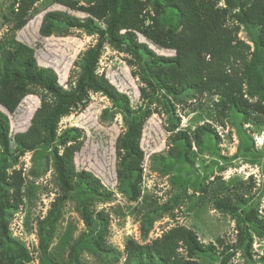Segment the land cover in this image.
Instances as JSON below:
<instances>
[{"label": "rangeland", "instance_id": "rangeland-1", "mask_svg": "<svg viewBox=\"0 0 264 264\" xmlns=\"http://www.w3.org/2000/svg\"><path fill=\"white\" fill-rule=\"evenodd\" d=\"M144 1L148 3L145 10L153 13L152 0ZM78 2L87 5L86 0ZM21 4L22 0H0V46L13 47L19 42L29 45L38 65L52 68L58 84L69 88L80 72L81 56L101 37L96 30L84 28H69L64 34L67 28L62 24L56 33L42 36L39 28L49 11H64L79 19L89 14L54 0H34L30 18L22 28L13 30L11 12ZM218 4L224 6V0H218ZM176 13L175 9L166 8L160 20L171 26L177 20ZM93 21L96 28L106 29L103 21ZM126 31L121 28L119 33ZM135 36L158 56L175 55L174 49L161 47L142 33L135 32ZM238 36L249 41L242 27ZM96 73L104 74L119 92L127 95L131 109H156L144 122L139 138L143 159L138 198L129 199L128 182L120 183L116 173L115 143L134 115L130 117L107 96L90 92L89 102L82 110L59 120L54 145L17 156L14 135L29 127L41 97L26 95L13 112L0 105L9 119L10 150L15 155L0 154V167L5 165L8 173L21 170L24 178L22 204L11 213L8 222L9 235L19 240L29 255L24 264H123L129 239L151 243L176 225L193 230L204 244L215 245V252H198L193 256L198 264H217L225 245L232 252L226 264H264V236L257 234L256 226H247L251 236L247 246L239 236L242 223L238 225L235 216L213 207L215 199L241 193L251 197L258 217L264 219V115L250 111L245 119L241 112L231 108L221 118L223 98L213 92L186 91L175 96L162 90L152 92L142 78L148 75L141 61L124 44L117 47L106 36L101 40ZM141 87L152 93L148 102L141 97ZM202 124L210 125L213 132L203 136L199 144L193 138L190 146L171 141L170 125L176 127L175 131L192 133ZM68 130H75L79 134L77 140H81L73 156L75 170L91 172L110 191L109 198L85 191L77 183L66 195L59 187L53 146L59 154L63 153L60 137L64 138ZM175 147L180 158L169 155ZM85 199L92 217L99 211L107 216L104 242L111 251L94 247L93 231L87 228L80 213V201ZM57 204L59 215L51 228L50 212ZM180 250L187 255L185 249Z\"/></svg>", "mask_w": 264, "mask_h": 264}, {"label": "trees", "instance_id": "trees-1", "mask_svg": "<svg viewBox=\"0 0 264 264\" xmlns=\"http://www.w3.org/2000/svg\"><path fill=\"white\" fill-rule=\"evenodd\" d=\"M54 1L89 15L79 19L64 11H49L43 16L39 28L42 36L56 33L58 25L62 24L67 28L64 34L69 28L94 29L101 38L81 56L80 72L69 88L58 84L52 68L38 65L34 49L29 45L19 42L13 47L0 46V105L13 112L26 95L41 97L29 127L14 135L16 156L54 145L59 120L82 110L89 102L90 92H100L130 117L134 115L115 143L116 173L120 183L128 182L129 199L138 198L143 159L139 138L144 122L156 109L150 106L143 110L131 109L127 95L119 92L104 74L96 73L104 36L117 47L124 44L141 61L148 75L142 78L152 92L162 90L169 96L186 91L213 92L223 98L221 118L231 108L241 112L245 119L250 111L264 115V0H224V6L219 5L218 0H152L153 13L145 10L148 3L144 0H86L85 6L78 0ZM33 4L34 0H22L20 8L11 12L13 30L25 25ZM166 8L177 11V20L171 26H165L160 20ZM93 18L103 21L106 29L96 28ZM241 27L247 32L249 41L239 38ZM121 28L127 31L120 34ZM135 32L142 33L161 47L174 49L175 55H156L146 44L137 41ZM151 95L146 87H141L144 101L148 102ZM165 109H168L166 105ZM175 128L174 125L168 127L172 132L171 141L185 146H190L192 138L199 144L203 136L213 132L208 124L199 125L192 133L175 131ZM62 137L60 144L64 150L59 154L53 146V164L56 181L65 195L75 188L73 183H77L85 191L109 198L110 191L91 172L75 170L73 156L81 145V140H77L79 134L68 130ZM169 152L170 156L181 157L176 147ZM0 154L15 157L10 150L9 119L1 110ZM23 183L21 170L13 169L8 173L5 165L0 167V264H24L29 260L24 245L8 233L10 215L23 201ZM87 201H80V213L87 228L93 231V245L111 251L104 242L108 218L102 211L92 217ZM252 205L251 197L241 193L213 201L214 209L235 216L238 225L242 223L239 236L246 240L247 246L251 243L249 223L256 226L257 234L264 236V219L258 217ZM58 206L50 212L51 228L59 215ZM180 248L185 249L187 255ZM229 249V245L223 246L217 264L227 263L232 254ZM198 252H215V245L204 244L193 230L176 225L151 243L140 244L129 239L124 247L123 264H198L193 259Z\"/></svg>", "mask_w": 264, "mask_h": 264}, {"label": "water", "instance_id": "water-1", "mask_svg": "<svg viewBox=\"0 0 264 264\" xmlns=\"http://www.w3.org/2000/svg\"><path fill=\"white\" fill-rule=\"evenodd\" d=\"M23 99V98H22ZM34 114V113H33ZM33 116V115H32Z\"/></svg>", "mask_w": 264, "mask_h": 264}]
</instances>
